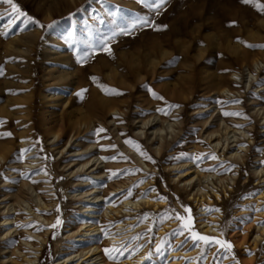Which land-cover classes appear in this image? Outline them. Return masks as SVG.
Instances as JSON below:
<instances>
[{"label":"rangeland","instance_id":"1","mask_svg":"<svg viewBox=\"0 0 264 264\" xmlns=\"http://www.w3.org/2000/svg\"><path fill=\"white\" fill-rule=\"evenodd\" d=\"M14 2L45 27L16 19L0 2V151L6 154L0 160V264H26L22 255L32 259L36 250V264H56L86 243L100 248L105 264H264V0H166L158 15L149 7L153 0ZM227 9L242 21L219 22ZM142 19L166 27L150 23L129 32L130 21ZM131 58L139 82L127 69ZM103 66L113 68L110 77ZM63 71L75 76L62 83L57 75ZM42 94L53 100H40ZM107 105L120 112L103 114ZM101 114L105 132L94 129ZM83 117L89 130L81 125L72 148L69 135L53 145L47 129L69 131ZM88 145L107 157L98 168L110 171L94 185L101 195L94 208L87 202L92 195L70 198L93 185L71 184L66 167L80 162L72 151ZM181 178L192 181L184 185ZM108 186L122 191L107 205L139 206L123 209L117 220L103 218ZM37 198L51 205L40 214L48 224L29 213ZM182 205L191 209L195 231L233 247L181 234L174 216L187 217ZM86 208L95 212L88 223ZM83 224L99 230L82 244L75 232ZM105 248L118 251L110 259Z\"/></svg>","mask_w":264,"mask_h":264},{"label":"bare ground","instance_id":"2","mask_svg":"<svg viewBox=\"0 0 264 264\" xmlns=\"http://www.w3.org/2000/svg\"><path fill=\"white\" fill-rule=\"evenodd\" d=\"M224 16L221 17V19L219 20V22L221 21V23L223 24H231L232 21H238V20H241L243 19L242 15L239 14V13H233L231 12L229 9H227L225 12L222 13ZM240 21V22H241ZM216 24L213 25V27L215 28ZM247 29V28H246ZM225 31V30H224ZM172 33H175L174 31L171 32V35ZM179 33V32H176V34ZM198 33V32H197ZM196 34V32H195ZM199 34V33H198ZM223 36V35H222ZM228 37L229 36V32L226 30L225 33H224V37ZM155 46L154 45H151L150 47H145V49L147 50H150V49H154ZM161 56H163L165 54L164 51H161ZM148 53H145L143 55V58L145 59V62H146V66L148 68V66L151 68L152 66H154V62L153 60H149V55H147ZM124 56V55H123ZM66 63V62H65ZM129 66L127 67V69H132L133 73H134V77L138 80H141V75H140V71L138 69H136L137 67V62L135 60H133L132 58L130 60H128L126 62ZM120 65V64H119ZM66 68V67H65ZM116 68V67H115ZM121 68H123V66H121ZM103 69L104 71L106 72V75L108 77H110V73L112 71L113 68H106L105 66H103ZM51 72V71H50ZM46 73V72H44ZM51 75L52 74H55V73H50ZM58 74V72H57ZM57 76H59V81L60 82H65L69 76V80L71 77L75 76V75H72V73H67L65 71L63 72H60ZM120 77V76H119ZM49 78V77H48ZM30 80V79H29ZM62 82V83H63ZM229 81L227 80L226 83H228ZM30 83V82H28ZM27 83V84H28ZM61 84V83H60ZM229 84V83H228ZM29 85V84H28ZM55 85V84H54ZM53 85V86H54ZM63 85V84H61ZM65 85V84H64ZM54 89V88H53ZM223 91V90H222ZM225 90L222 92L224 93ZM241 95V94H240ZM53 96V95H52ZM40 100L42 101H50V100H53V98H51L50 96L48 97V95H43L40 97ZM45 103V102H44ZM45 106V105H44ZM120 112V109H118L116 106L114 105H107L105 110H104V113L103 114H106V115H113V113H119ZM101 114L100 117H97V121H98V126H95V131H100V129H103V131H100V132H105V116L106 115H103ZM87 116V115H86ZM81 117V116H80ZM89 117V115H88ZM107 117V116H106ZM84 118V117H83ZM91 119V118H90ZM93 121V120H92ZM142 126H148L149 122L148 120L147 121H139ZM90 120H87V119H81L80 121L76 122L74 124V126H71L69 127V131H67L66 129H62V128H59V129H50L48 130L47 129V134L50 135V137L52 138L53 140V145H56L60 142V140H62L64 137H67L69 135V148H72L73 147V143H75V137L79 135L80 133V129L81 128V125L83 126V131L87 132L89 129H88V125L90 124ZM93 123V122H92ZM72 125V124H71ZM90 126V125H89ZM154 126V125H153ZM150 127H151V124H150ZM82 131V130H81ZM117 132H121L120 129L117 130ZM90 135L93 136V133L91 131L88 132ZM72 139H74V142L71 143V141H73ZM251 139V138H249ZM248 139V140H249ZM51 140V139H50ZM77 141V139H76ZM25 142V141H24ZM67 143V142H66ZM77 143V142H76ZM75 143V144H76ZM131 143V142H130ZM218 144V142L216 143V145ZM25 145V143L23 144ZM128 145V144H127ZM164 143H162L157 149H156V153L158 154V156L161 154V151H162V148ZM92 145H88V147L84 150V151H71L73 152L72 153V156L71 157H78V161H80L77 165L76 164H72L69 163L66 167H69V180H70V183L71 184H75L77 187H85V186H88L89 183L92 184L93 186L89 189H87L88 191H86L85 193L83 194H78L76 196L72 195L70 198H74V199H81V198H87L89 197L90 195H92L91 198H89L87 200L88 202V208H94L95 205L98 203V198L101 196H99L97 193H94L96 188L94 187V185H97L99 184V182L97 180L101 179V177L106 173V170L109 171L108 167L104 165L103 169H100L98 168V165L97 162L99 160H102V162H104L107 157L106 156H102L103 154H95L93 153L92 151H89L90 148ZM106 145H103V144H99L97 146L98 149H104L106 148L105 147ZM109 146H107L108 148ZM6 151V150H4ZM89 151V152H88ZM148 151V150H147ZM88 154L89 157L86 161L84 162H81L82 159L85 158L84 155ZM235 155L237 154V151L234 153ZM5 153L4 152H1L0 151V160L4 161V158H5ZM128 161L131 163H134L133 161V158L131 157H127ZM138 159L143 162V164L145 165V167H147L148 169L152 168L149 166V164L146 162V160H143L141 157L138 156ZM71 160V159H70ZM75 160V159H74ZM76 166V170L72 171V169ZM126 172V173H130L133 169H135L133 166L128 168V167H124L123 168ZM83 171V173L81 174V172ZM110 172V171H109ZM88 175H91V179L92 180H89L88 179ZM182 175V174H181ZM180 177H183L185 178V174L184 176H181ZM188 177V176H186ZM112 176H109V179H111ZM181 178L180 181H182L184 183V185H188L190 184V182L192 181V178L190 179H183ZM100 181V180H99ZM90 187V186H89ZM122 190H119L115 187H112V186H108L104 191H103V194L102 196H104L103 198V204L105 205L106 208L104 209H101V212H102V216L103 218L106 217V219H108L109 221H112V220H117L118 218H122V211L123 209H131V208H137L139 206V204L137 202H132V201H124L118 208H113L111 207L110 205H107L106 202L109 201L111 199V197L115 196V195H118ZM90 192H92L91 194H89ZM109 193V194H108ZM88 194V195H87ZM86 195V196H85ZM38 196V195H37ZM216 198H217V195H216ZM142 202V201H141ZM148 204V201H145V204ZM55 204V203H54ZM51 205H46L44 203V201L40 200L39 198H37V203L36 205H34V208L30 207L29 208V213H31L33 216L36 217V219H40L42 218L40 216V214H43V212L46 211L47 208H49ZM82 208L84 209L85 207L82 206ZM88 208H86V210L84 211L86 213V219H87V223L90 222V220H93V218H95V216L93 215L95 212L93 210H88ZM82 209V210H83ZM11 210H13V208H11ZM28 213V212H27ZM125 214V213H124ZM103 218H99L98 221H102ZM11 220L12 219H4L2 220V223H3V226H8V228H6V233H5V236L7 234L10 233L11 229L10 228V223H11ZM41 222H45L46 224H48V221L45 219V218H42L41 219ZM99 229L97 228V226H93L91 224L87 225V224H83L79 227V229L75 232V234H78L77 237L79 238L78 240H76L78 243L83 241V243L85 242H88V240H86L87 238L89 239L90 237H93L94 235H96L95 233L98 231ZM207 230H210V228H208ZM206 230V231H207ZM72 235V234H71ZM1 236V235H0ZM16 237V236H15ZM36 239H39L38 236H34ZM66 237H69V235H66ZM94 238V237H93ZM42 241L44 242V239L41 238ZM5 241V240H4ZM41 241V240H40ZM97 241V240H96ZM82 243V244H83ZM26 246L28 245L29 247H31L32 249H34V247L31 245V244H28L26 243L25 244ZM82 246H85V248H83L78 254H75V255H69V256H61L57 259V263L56 264H69L71 262H74V264H105L104 262V259L101 255V250L99 247L97 246H93L89 243H86ZM69 247V246H67ZM18 252V251H16ZM38 251L36 250V254L34 256V258L32 259H26L24 257V255H22L23 257V260L25 261L26 264H36V257L38 256ZM18 254H20V252H18ZM61 254V253H60ZM6 256V255H5ZM77 257L76 260H74L75 258ZM74 260V261H73Z\"/></svg>","mask_w":264,"mask_h":264},{"label":"snow or ice","instance_id":"3","mask_svg":"<svg viewBox=\"0 0 264 264\" xmlns=\"http://www.w3.org/2000/svg\"><path fill=\"white\" fill-rule=\"evenodd\" d=\"M0 2H2L3 4L6 5H10L11 6V10L12 13L14 15V17L16 19H21V18H26L28 21L37 24L40 28H44L45 25L41 24L39 21L35 20L34 18H32L31 16H28V14L26 12H24L16 2H14V0H0ZM166 3V0H153V3L149 5V7L155 11V13L158 15L159 14V10L161 9V7L164 6V4ZM244 3H248V0H244ZM152 23L153 26L157 29L159 28H163L166 26H156L154 25V22H150L148 19H142V20H132L130 21L129 25H128V30L129 32L133 29H135L137 26H143V27H147L149 26V24ZM235 23V22H233ZM48 27H51V25H49ZM121 32H124V29H121ZM104 50L105 51H111L110 48L108 47L107 43L104 44ZM78 55V53H77ZM78 63H81L82 61L78 60ZM94 79V78H93ZM149 91L151 92V89H149ZM151 94L156 97V94L154 92H151ZM159 99H163V97H157ZM175 107H179L178 105H175ZM224 115H241L239 113H224ZM100 131H103V129H100ZM6 135H11L10 133L6 134ZM143 154V153H142ZM146 159H151V157H145ZM215 158V157H213ZM115 175V173H114ZM184 213H188L187 217H185L184 215H181L179 213H176L174 218L180 222V231L181 234H183V232L186 230L189 234H190V238L192 239L193 242H203L205 245H209V244H215V245H219L222 248H225L226 250H230L233 245L224 240V239H218V238H214V237H209L207 235H203L198 233L197 231L194 230L193 228V217L190 214L191 213V209L188 208L187 206L182 205ZM259 210H264V209H259ZM60 223V220L57 219L56 224L58 225ZM53 227H55V225H53ZM160 250V245H157V251ZM111 251H118V249L116 248H105L104 252L106 255H109V258L111 259V255L110 252ZM122 254V253H121Z\"/></svg>","mask_w":264,"mask_h":264}]
</instances>
